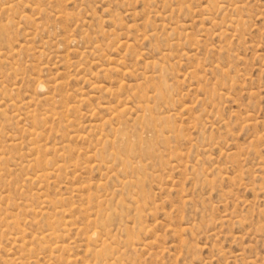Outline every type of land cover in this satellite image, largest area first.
<instances>
[{
  "label": "rangeland",
  "instance_id": "1",
  "mask_svg": "<svg viewBox=\"0 0 264 264\" xmlns=\"http://www.w3.org/2000/svg\"><path fill=\"white\" fill-rule=\"evenodd\" d=\"M0 264H264V0H0Z\"/></svg>",
  "mask_w": 264,
  "mask_h": 264
},
{
  "label": "bare ground",
  "instance_id": "2",
  "mask_svg": "<svg viewBox=\"0 0 264 264\" xmlns=\"http://www.w3.org/2000/svg\"><path fill=\"white\" fill-rule=\"evenodd\" d=\"M93 87H94V86H93ZM113 112H114V111H113ZM124 115H125V114H124ZM101 126H102V125H101ZM62 156H63V155H62ZM44 177H45V176H44ZM40 179H41V178H40ZM52 234H53V233H52ZM102 244H103V243H102ZM101 252H104V249H102ZM101 252H100V253H101ZM57 253H58V252H57Z\"/></svg>",
  "mask_w": 264,
  "mask_h": 264
}]
</instances>
